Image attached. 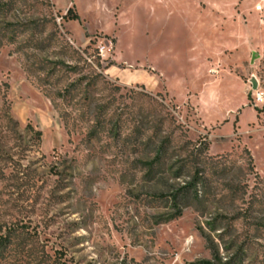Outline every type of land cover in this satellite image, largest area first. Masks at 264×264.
<instances>
[{"label": "rangeland", "instance_id": "obj_1", "mask_svg": "<svg viewBox=\"0 0 264 264\" xmlns=\"http://www.w3.org/2000/svg\"><path fill=\"white\" fill-rule=\"evenodd\" d=\"M0 44V264H264V0H0Z\"/></svg>", "mask_w": 264, "mask_h": 264}, {"label": "trees", "instance_id": "obj_2", "mask_svg": "<svg viewBox=\"0 0 264 264\" xmlns=\"http://www.w3.org/2000/svg\"><path fill=\"white\" fill-rule=\"evenodd\" d=\"M71 10L69 11V13ZM67 14V16L69 15ZM78 17H75L73 19H77ZM10 26H13V24H10ZM3 39H6V36H2ZM1 45V44H0ZM66 93H70V91H66ZM63 96V95H59ZM41 134V133H39ZM167 141H162L160 143V147L158 148L157 153L153 158H150V160L146 161L144 165L147 168V173L152 174L155 172L156 169L164 167V163L162 162V158L164 156V153L167 151ZM200 172H196V175L193 177L192 181L187 183L184 187L181 188V190H177L170 194V200L176 210V213L174 214V218H179L183 214L184 208L189 207L188 200L189 199H196L200 200V190L198 189L199 184H202L200 180L204 179V184L206 185L208 179L206 178H199ZM177 178H180L178 176ZM203 184L204 187H206ZM246 209L245 211H248ZM240 212V211H239ZM242 213H237L234 218H223V216H217L210 221H208L207 226L208 229L211 232H216L219 230H222V233L218 234L219 238H224L226 235L230 234L232 232V229L234 228V222L242 219L241 215ZM206 237V236H205ZM207 244L208 248L211 251V259L201 261L199 264H245L246 262V248H244V245H237L236 241H232L230 244L223 247V252H221L220 248L218 246H215V243L213 242L212 238L207 236ZM10 239L5 236H0V248H4L5 244H10ZM223 241V239H220Z\"/></svg>", "mask_w": 264, "mask_h": 264}, {"label": "built area", "instance_id": "obj_3", "mask_svg": "<svg viewBox=\"0 0 264 264\" xmlns=\"http://www.w3.org/2000/svg\"><path fill=\"white\" fill-rule=\"evenodd\" d=\"M261 9H262V7L259 6V7H258V10H261ZM104 50H105V49H102V54L104 53ZM257 101L260 102V103L264 102V97H263L261 94H258V95H257Z\"/></svg>", "mask_w": 264, "mask_h": 264}, {"label": "water", "instance_id": "obj_4", "mask_svg": "<svg viewBox=\"0 0 264 264\" xmlns=\"http://www.w3.org/2000/svg\"><path fill=\"white\" fill-rule=\"evenodd\" d=\"M252 83L254 85V89H256L257 88V80H256V78H253Z\"/></svg>", "mask_w": 264, "mask_h": 264}]
</instances>
